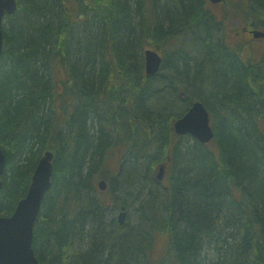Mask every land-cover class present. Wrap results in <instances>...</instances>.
Segmentation results:
<instances>
[{"label":"trees","instance_id":"16d2710c","mask_svg":"<svg viewBox=\"0 0 264 264\" xmlns=\"http://www.w3.org/2000/svg\"><path fill=\"white\" fill-rule=\"evenodd\" d=\"M16 1L0 54V215L52 150L38 263L264 264V54L224 44L206 0ZM239 3L222 14L264 26V0ZM145 48L161 51L152 75ZM198 98L214 130L207 144L173 129Z\"/></svg>","mask_w":264,"mask_h":264},{"label":"water","instance_id":"95a60500","mask_svg":"<svg viewBox=\"0 0 264 264\" xmlns=\"http://www.w3.org/2000/svg\"><path fill=\"white\" fill-rule=\"evenodd\" d=\"M218 3L221 0H210ZM16 0H0V54L3 47L2 20L16 10ZM255 38L264 37L261 30H252ZM162 57L154 49L144 50V67L148 74H155L161 67ZM177 135L189 134L198 142L206 144L214 137L210 124L209 111L202 101L195 100L188 111L173 124ZM53 152L45 150L39 157L31 174L25 195L19 199L10 216L0 215V264H39L33 248V228L41 209V203L51 186L53 172ZM6 157L0 146V187L5 173ZM155 178L161 181L165 175V164L156 167ZM97 187L103 191L107 188L104 179L97 181ZM119 223L124 215H119Z\"/></svg>","mask_w":264,"mask_h":264},{"label":"rangeland","instance_id":"374dc122","mask_svg":"<svg viewBox=\"0 0 264 264\" xmlns=\"http://www.w3.org/2000/svg\"><path fill=\"white\" fill-rule=\"evenodd\" d=\"M237 2H239V0H223L222 6L227 7V5H232V4L234 5ZM246 3H247V0H242V2L239 4H246ZM212 9L214 11H216L217 13H220L219 18H221L223 16L222 10H221V4L217 5V7H212ZM236 18H240L242 20V23H246V21H247V20L246 21L244 20L245 18L242 15L241 16L237 15V16H233V17L229 18L228 21L225 22V23H229L227 25V27H225L223 25V28H222L224 40L229 41L230 43H228V44H234V42H237V44L241 47L240 52L243 54V56L245 58H251V57L259 58L260 56H262L264 54V40L263 41H261V40H252V41L245 40L244 38L242 39V37H240L242 34H239L240 36H239V39H237V40L232 38L233 31L236 28V26H234L237 23ZM241 25L242 24H240L239 26H241ZM262 29H264V26H262ZM185 46L187 47V44ZM157 51L159 53L161 52L160 50H157ZM108 166L111 167L113 169V171H116L118 164L116 162H113V161H108ZM99 197L102 200H104L107 205H112L111 196L107 191L102 192L99 195ZM128 220L130 222L134 220V213H133L132 208L130 210Z\"/></svg>","mask_w":264,"mask_h":264},{"label":"bare ground","instance_id":"6f19581e","mask_svg":"<svg viewBox=\"0 0 264 264\" xmlns=\"http://www.w3.org/2000/svg\"><path fill=\"white\" fill-rule=\"evenodd\" d=\"M207 1V3H208V7H209V9L213 12V14H214V16L222 23V28H223V25L225 26V27H227V25L229 24V23H225L226 21H228V19L229 18H231V17H233V16H237L238 14H228L227 16L225 15V14H222L223 16L221 17V18H219V15H220V13H217L216 11H214L213 9H212V7H214V5H213V3L210 1V0H206ZM221 2V4H222V2H223V0H221L220 1ZM240 2V1H239ZM238 2V3H239ZM165 4V3H164ZM16 5L18 6V4H17V1H16ZM149 5V4H148ZM17 6H16V10H17ZM15 10V11H16ZM15 11H14V13H15ZM13 14V13H12ZM8 15H11V14H8ZM8 15H6V16H8ZM6 16L3 18V20H2V35H3V24H4V22H5V19H6ZM225 16V17H224ZM259 26H263V24H260ZM222 28H220V31L218 32V34H219V36H220V39L222 40V42H224V44H227V45H229L230 47H233V48H235V49H237L238 50V52H240L241 51V47L237 44V43H234V44H228V43H230L229 41H227V40H224V38H223V29ZM216 35V34H215ZM181 36H182V34L181 33H179L178 34V39H176L175 40V42L173 43V44H171V47H173V46H177V45H179L180 44V42H181V44H182V38H181ZM213 38H214V36H212ZM215 38H217V36H215ZM177 40H179V42H177ZM145 49H148V48H145ZM145 49H143V65H144V50ZM149 49H151V48H149ZM144 69V73L146 74V75H152V74H148L147 72H146V70H145V67L143 68ZM194 100H199V101H202L201 99H194ZM193 100V101H194ZM203 102V101H202ZM203 104H204V102H203ZM205 105V104H204ZM179 117H175L174 118V120H173V124H174V122L178 119ZM176 134V133H175ZM45 150H50V149H45ZM44 150V151H45ZM50 151H52V150H50ZM53 152V151H52ZM54 154V153H53ZM102 166H104V163L102 162L101 163V167ZM128 209H126L125 208V206H119V208L114 212V217L116 218V220H117V222H118V224H120L119 223V221H118V218H119V215H124V220H126L125 218H126V216L128 215ZM112 214H108L107 215V217L105 218V220H106V222L108 223L109 221H110V219L112 218V216H111ZM156 230L154 229V232H155Z\"/></svg>","mask_w":264,"mask_h":264},{"label":"flooded vegetation","instance_id":"af4514ba","mask_svg":"<svg viewBox=\"0 0 264 264\" xmlns=\"http://www.w3.org/2000/svg\"><path fill=\"white\" fill-rule=\"evenodd\" d=\"M214 7H217V5H220V4H213ZM222 4H221V9H222ZM237 19V23L234 25L236 26V28L234 29L233 31V34H232V38L237 40L239 39V34H242L240 37H242V39L244 38L245 40H262V39H253V35L251 33V31L253 29H262L261 26H258V25H253L252 23H242V20L240 18H236ZM240 24H242L241 26H239ZM239 26V27H238ZM234 43H237V42H234Z\"/></svg>","mask_w":264,"mask_h":264}]
</instances>
